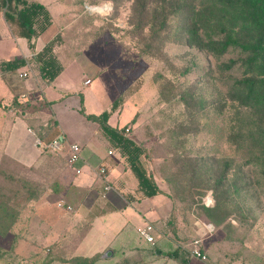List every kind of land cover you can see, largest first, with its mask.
<instances>
[{
    "label": "rangeland",
    "instance_id": "1",
    "mask_svg": "<svg viewBox=\"0 0 264 264\" xmlns=\"http://www.w3.org/2000/svg\"><path fill=\"white\" fill-rule=\"evenodd\" d=\"M42 1L49 4L57 19L62 16L59 21L63 19L70 23L74 18V23L62 33V39L55 47L56 56L65 65L58 82L62 85H84L87 79L92 81L82 89L85 100L81 101L78 94V97L73 95L68 99L69 105L99 114L109 109L114 99L122 97L123 104L110 114L108 123L116 125L118 122L120 127L126 125V132L141 145V163L164 191H169L167 196L170 198L163 199H171L168 207L172 204L170 212L175 214L177 225L187 221L188 229H195L196 233L200 232V228L205 230L203 226L212 222L199 214L198 207L201 203L213 207L216 200L222 197L228 214L226 220L218 225L213 223L214 230L207 233L212 235L216 231L212 236L214 239H223L222 236L230 239H224L221 249H218L219 254L226 253L229 258L237 252L246 257L248 264H264V174L254 164H240L239 151L223 138L225 121L219 112V105L225 87L217 80L218 61L212 57L208 60L203 51L170 40L178 33V20L171 21L170 29L160 35L168 37V41L164 39V42L158 43L155 38L151 39L149 26L139 27L148 18L146 20L140 16L133 0ZM57 30V24H54L46 36ZM142 46V49L150 51L141 52ZM28 68L33 82L42 81L37 64L30 61ZM211 68L214 70V80L205 76V72ZM226 110L230 118L233 109L226 107ZM134 119L136 125H132ZM33 140V136H23L22 140L16 139L9 149L15 146L19 154L27 150L34 156L41 147H35ZM40 142L47 158L65 165L68 145L63 144L52 151L47 144ZM113 152L118 154L115 150ZM1 157L0 154V166L3 162L10 165L5 171L38 181L44 187V193L19 213L12 232H0V264H44L43 253L50 245L58 246L60 251L67 247V258L72 254L90 256L98 253L101 254L100 258H110L102 264H116L123 253L134 248L139 250L128 254L135 259V253L143 248L145 251L151 249L147 255L153 256L156 243L161 245L159 241L155 244L145 243L132 222L131 225L127 223L115 238L112 231L125 223L120 213L107 216L114 220L111 223L106 219L108 228L112 230L108 233L96 225L93 213L95 215L99 210L87 211L81 201L75 212L59 206L60 200L67 204L81 195L73 187L67 186L68 182L60 184L59 193L52 192V184L58 186L60 176L54 170L51 159L26 169L9 163L6 156V161ZM124 160L120 162L127 167ZM128 171L129 181L126 179L128 184L125 191L140 198L141 194L136 190L137 180L133 172ZM65 175L63 179L69 181L72 175ZM113 187L118 191L117 203L122 204L125 199L124 194L119 192L121 186L114 183ZM181 196L185 199L183 203L178 199ZM154 199L145 198L141 203H131L150 218L151 213L142 208L150 205L152 210L156 209ZM186 203L189 210L183 211ZM108 208L111 207L107 206L105 210ZM165 209L155 211L151 214L152 218L165 215ZM182 212L186 215L185 219ZM155 226L154 237H165L159 225ZM221 227L230 231L223 234ZM103 231L106 232L105 236L102 235ZM64 235L68 241L62 244L59 240ZM192 240L186 239L181 246L189 251ZM113 246L115 251L112 250L111 255L107 256L106 253ZM61 254L66 255V251ZM62 260L61 264H69ZM144 261L139 260L135 264H143Z\"/></svg>",
    "mask_w": 264,
    "mask_h": 264
},
{
    "label": "trees",
    "instance_id": "2",
    "mask_svg": "<svg viewBox=\"0 0 264 264\" xmlns=\"http://www.w3.org/2000/svg\"><path fill=\"white\" fill-rule=\"evenodd\" d=\"M133 3L140 16L146 20L148 18L149 21L144 24L141 22L139 27L148 25L151 29V39L155 38L158 43L164 42L168 37H160V35L170 29L171 21L178 20L180 23L176 30L178 33L170 40L203 51L208 60L212 57L218 61L217 80L225 87L219 105V112L225 121L223 138L239 151L240 164H254L264 174V0H133ZM0 12H3L12 34L29 41L40 36L52 23L48 8L34 0H0ZM139 27L137 28L140 30ZM61 39L62 35L58 33L29 59L19 57L0 61V72L14 71L33 61L38 66L41 80L47 84L51 83L63 70V65L55 53V47ZM147 45L150 46L149 43ZM142 48L143 46L141 52L150 51ZM229 54L232 56H228ZM226 56L228 59L223 60ZM213 71L211 68L205 72L209 80L216 79ZM122 102V97H117L109 109L99 114L86 113L84 108L80 109V113L98 124L109 146L125 159L127 167L137 180L136 190L140 192L141 197L135 198L131 194H126L124 197L129 202H136L160 194L162 190L141 163L143 148L126 132V125L118 127L108 123L110 114ZM226 107L233 109L230 118L227 117ZM43 128L37 132L40 141L45 144L54 140L60 141L59 131L55 125L51 126L48 123ZM60 143L62 144L61 141ZM2 157L6 161L5 156ZM6 158L9 163L26 168ZM9 166L6 162L0 166L1 233L12 232L19 213L32 202L39 200L44 193V187L38 181L5 171ZM52 187V192L59 193L60 188L56 184H52ZM178 199L182 203L185 201L183 196ZM78 202L76 200L66 203L70 204V211L75 212ZM224 202L223 198L219 197L213 207L201 203L198 207L199 214L215 225L221 224L228 215ZM184 209L189 210L188 203L184 205L183 211ZM181 214L182 217H186L184 212ZM175 219V214L170 212L163 220L162 226L160 225L163 234L167 235L168 232L173 231L174 236L179 240L195 239L193 229H188V237L179 236L175 232L177 227ZM59 241L62 244L67 243L68 238L64 235ZM66 249L67 247H63L60 251L58 246L50 245L43 253L44 264H61L62 259L69 264H102L110 259L100 258L101 254L98 253L90 256L72 254L67 258ZM177 250L182 254L183 261L190 255L189 251H184L180 247H177ZM64 251L66 255L61 254ZM135 254V259L131 254L124 255L116 264H135L143 260L140 252ZM173 256L177 258L176 251Z\"/></svg>",
    "mask_w": 264,
    "mask_h": 264
},
{
    "label": "crops",
    "instance_id": "3",
    "mask_svg": "<svg viewBox=\"0 0 264 264\" xmlns=\"http://www.w3.org/2000/svg\"><path fill=\"white\" fill-rule=\"evenodd\" d=\"M34 1L40 2L48 8L52 16V23L44 32L40 34V36L29 41L26 38L14 36L7 22L5 21L3 14H1L0 61H6L19 57H23L26 59L31 58L35 53L39 52L48 41L54 38L55 35H57L58 33H61L62 35L65 30L69 29L68 27L72 26L70 24L74 23V18L70 23L69 21H63V19L62 21H59L62 16H59L57 19L51 12L49 4L43 2L42 0ZM60 14L61 13H59V15ZM54 24H57L58 30L53 34L46 36L47 32ZM57 58L61 62L58 56ZM62 65L63 72L65 65L64 63H62ZM25 70H27L26 65L14 71L0 72L1 156H6L26 168L34 167L40 164L45 159H51L50 162L54 164L52 165L53 167H55L54 170H56L58 175L60 176H58V188L60 187V184H66V182H68L67 186L69 185L70 187H73L74 191L80 193L81 197H78L77 200L82 202V206H84L87 211L92 212L93 210H99V212L95 213V215L93 213V216H95L96 219V225H100L102 229L106 230V232L109 233L111 229L108 228V222L114 223V220L112 218L109 219L107 216H109L111 213H120L123 216L125 221L123 226H121L119 229H114L113 231L111 230L112 235L115 238L118 237V235L125 229V226L128 225L127 223L130 224L131 222L133 223V225H135V228L139 235L140 230L145 228L147 225H151L153 227V234L155 233L156 224L159 225V230L160 232H162L160 228L162 226L163 220L169 215L172 208V204H170L171 206L169 205L168 207V203H170L171 199H169V201L163 199L170 198L167 196V193L169 191H164V189L159 185L157 179H155L156 183L162 190L160 194L149 197L150 199L156 198L154 199V202H156L154 208L156 209L152 210V208H150V205L142 209L147 213L153 214L155 211H162L166 207L165 210H167V213L165 215H160V217L157 219H154V217L152 218L151 214L149 215L152 219L148 218L146 214L140 210L139 207H136L133 203L127 201L124 196L126 194H130L129 192L127 193L125 191V185L128 184L126 179H128L129 181V168L122 165V162H120V160L124 159L120 155H118V152V154L116 155V152L114 154V150L112 148H108L109 143L101 134L98 124L88 120L81 113L79 114V107L69 105L68 103L69 97L73 95H75V97H78L79 95L81 101H84L86 95L82 91V89H85L89 85L84 84V82V85H62V83L58 82V78L62 74V72L51 83L48 84L44 81L33 82L31 74H29V76L27 77L21 78L17 76V73L19 74L20 72H23ZM16 76L19 80L16 78ZM91 82L92 81H90V83ZM85 112L89 113L86 111V109ZM132 122V125H136L135 119L132 120ZM48 123L51 126L55 125V127L59 131L58 137L62 142L61 147L63 144L69 145L70 143L74 142L78 143L81 146L80 159L73 167H69V164L67 165L68 161H66L64 165L63 162L58 163L56 161H53L51 157L47 158L48 155H44L45 151L42 149V145L38 144V141H40V139L37 136V132L38 130H43V126ZM112 126L120 127L118 122L116 125ZM74 127H77L75 131L73 130ZM79 128L80 130H78ZM23 136H33V139L35 138V141L33 140V145L37 148L41 147L40 149L38 148L36 155L33 156L27 150L20 152L19 154V151L14 149L15 146L12 148V150L9 149L10 145L16 139L18 141L22 140ZM109 150H113L111 155L108 154ZM52 155L53 154L51 153V156ZM100 165L106 167V174L103 177L98 175V167ZM74 168L79 169L80 172L76 173L74 171ZM63 173H70L72 175L70 179H68L69 181H65L63 179L66 176ZM114 183H117V186H121L119 192L121 194H124L123 197L125 199V203H117L119 201V198L117 196L118 191L113 187ZM106 185H109L110 188L105 189ZM75 199L74 202L76 201ZM143 199L145 198H142L141 200L134 203H141L143 202ZM158 201L161 202V204ZM107 206L111 208L105 210ZM106 219L108 220V222H106ZM186 222H182V225H177L175 232L179 236H186L188 234V226ZM212 226H214L213 223H210V225L207 226H203L207 232L203 228H200V232L197 233L195 229L193 230L194 236L197 237V239H199L201 242L202 249L207 256L206 260L203 261L191 255H189L187 259H184V261L181 260L182 254L179 253L177 247H180V249L187 251L185 248H183L185 240H179V238L174 236L173 231H170L167 233V235L162 234L165 237H154V242H152L151 244H155L159 241L161 242V245L156 243L157 246L153 249V256L147 255L150 254L151 249L149 251H145L143 248V250L139 251L141 258L145 259L143 264H248V262L246 261V257L238 255L237 252L232 253L229 258L224 252L223 255L219 254L218 249H221L222 243H224V239L227 241H230V239L225 236H222L223 239H221L220 237H216L214 239V237L212 236L215 235L216 231H214L212 235L207 234L208 232H211V229H213ZM182 230L184 231V233H182ZM220 231L223 232V234H227L226 231L230 230L221 227ZM106 232L103 231L102 235L105 236ZM144 242L147 244L150 243L145 239ZM180 243L183 245L180 246ZM114 248V246L111 247L109 251L112 253V249ZM136 250L139 249L134 248V250L132 251L136 252ZM132 251L128 253H131ZM175 251L177 252V258L173 256ZM128 253H123L121 257L127 255ZM178 254L180 255L178 256ZM148 256L150 258H148Z\"/></svg>",
    "mask_w": 264,
    "mask_h": 264
},
{
    "label": "built area",
    "instance_id": "4",
    "mask_svg": "<svg viewBox=\"0 0 264 264\" xmlns=\"http://www.w3.org/2000/svg\"><path fill=\"white\" fill-rule=\"evenodd\" d=\"M28 65V63L26 64V66ZM29 73H31V70L28 68L27 70L20 72L18 75L19 77H27L29 75ZM85 84H89L90 83V79H87L85 82ZM41 142L38 141V144H40ZM69 155H68V164L70 167H73L80 159V153H81V146L78 143H70L69 145ZM47 147H49L51 150L55 151L58 150L61 147V143L58 140H54L51 143L47 144ZM108 154L111 155L112 154V150L108 151ZM76 173H79L80 170L77 168H74ZM106 174V169L103 165H100L98 167V175L103 177ZM110 186L106 185L105 189H109ZM60 203L59 206L65 207L66 209L70 210V206L68 204H65V202L63 200L59 201ZM153 232V227L151 225H147L145 228L140 230V235L147 241V242H154V234ZM189 252L190 255L193 257H196L198 259L201 260H206L207 256L204 252V250L202 249L201 246V242L199 239H193L190 243H189Z\"/></svg>",
    "mask_w": 264,
    "mask_h": 264
},
{
    "label": "water",
    "instance_id": "5",
    "mask_svg": "<svg viewBox=\"0 0 264 264\" xmlns=\"http://www.w3.org/2000/svg\"><path fill=\"white\" fill-rule=\"evenodd\" d=\"M106 255H107V256H110V255H111V252H110V251H108V252L106 253Z\"/></svg>",
    "mask_w": 264,
    "mask_h": 264
}]
</instances>
